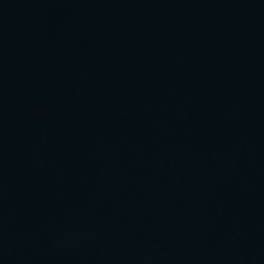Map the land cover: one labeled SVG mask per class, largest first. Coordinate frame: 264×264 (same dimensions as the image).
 <instances>
[{
    "label": "water",
    "instance_id": "1",
    "mask_svg": "<svg viewBox=\"0 0 264 264\" xmlns=\"http://www.w3.org/2000/svg\"><path fill=\"white\" fill-rule=\"evenodd\" d=\"M0 264H74L39 182L1 110Z\"/></svg>",
    "mask_w": 264,
    "mask_h": 264
}]
</instances>
